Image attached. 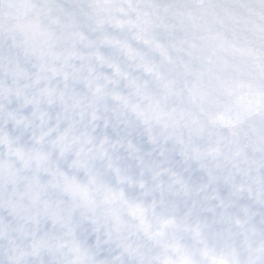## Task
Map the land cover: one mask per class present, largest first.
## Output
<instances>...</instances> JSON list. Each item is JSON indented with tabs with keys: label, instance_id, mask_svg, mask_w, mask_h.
<instances>
[{
	"label": "clouds",
	"instance_id": "1",
	"mask_svg": "<svg viewBox=\"0 0 264 264\" xmlns=\"http://www.w3.org/2000/svg\"><path fill=\"white\" fill-rule=\"evenodd\" d=\"M0 264H264V0H0Z\"/></svg>",
	"mask_w": 264,
	"mask_h": 264
}]
</instances>
